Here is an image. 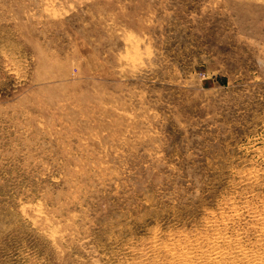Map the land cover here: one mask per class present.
<instances>
[{"label":"rangeland","instance_id":"rangeland-1","mask_svg":"<svg viewBox=\"0 0 264 264\" xmlns=\"http://www.w3.org/2000/svg\"><path fill=\"white\" fill-rule=\"evenodd\" d=\"M0 264H264V0H0Z\"/></svg>","mask_w":264,"mask_h":264}]
</instances>
